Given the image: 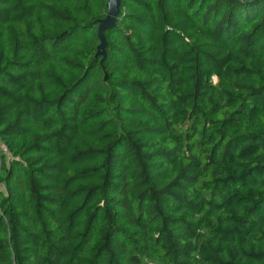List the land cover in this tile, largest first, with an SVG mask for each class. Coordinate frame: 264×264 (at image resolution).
I'll use <instances>...</instances> for the list:
<instances>
[{"label": "trees", "instance_id": "obj_1", "mask_svg": "<svg viewBox=\"0 0 264 264\" xmlns=\"http://www.w3.org/2000/svg\"><path fill=\"white\" fill-rule=\"evenodd\" d=\"M105 3L0 0V264H264V0Z\"/></svg>", "mask_w": 264, "mask_h": 264}, {"label": "water", "instance_id": "obj_2", "mask_svg": "<svg viewBox=\"0 0 264 264\" xmlns=\"http://www.w3.org/2000/svg\"><path fill=\"white\" fill-rule=\"evenodd\" d=\"M105 7H106L105 16L104 18L99 19L97 21V26H96V36L99 42L96 46L95 55H101L102 58L105 55L104 52L105 38L103 35V31L114 25V21L119 12V0H106Z\"/></svg>", "mask_w": 264, "mask_h": 264}, {"label": "built area", "instance_id": "obj_3", "mask_svg": "<svg viewBox=\"0 0 264 264\" xmlns=\"http://www.w3.org/2000/svg\"><path fill=\"white\" fill-rule=\"evenodd\" d=\"M0 152H2L3 154H5L7 159H10L9 154L5 151L4 148L0 147Z\"/></svg>", "mask_w": 264, "mask_h": 264}, {"label": "rangeland", "instance_id": "obj_4", "mask_svg": "<svg viewBox=\"0 0 264 264\" xmlns=\"http://www.w3.org/2000/svg\"><path fill=\"white\" fill-rule=\"evenodd\" d=\"M0 147H2L3 148V146H2V144L0 143ZM6 151V150H5ZM7 152V151H6ZM10 155V154H9ZM11 158V157H10ZM7 160V159H6ZM0 190H3V187L1 186V184H0Z\"/></svg>", "mask_w": 264, "mask_h": 264}]
</instances>
